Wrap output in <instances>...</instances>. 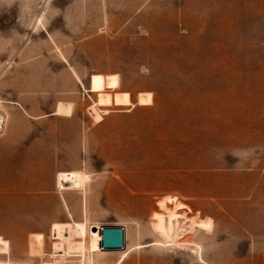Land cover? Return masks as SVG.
Wrapping results in <instances>:
<instances>
[{
  "label": "rangeland",
  "instance_id": "obj_1",
  "mask_svg": "<svg viewBox=\"0 0 264 264\" xmlns=\"http://www.w3.org/2000/svg\"><path fill=\"white\" fill-rule=\"evenodd\" d=\"M0 114V264H264V0H0ZM72 221L126 246L58 255Z\"/></svg>",
  "mask_w": 264,
  "mask_h": 264
},
{
  "label": "bare ground",
  "instance_id": "obj_2",
  "mask_svg": "<svg viewBox=\"0 0 264 264\" xmlns=\"http://www.w3.org/2000/svg\"><path fill=\"white\" fill-rule=\"evenodd\" d=\"M6 120L5 115L0 114V129L3 128ZM85 172L83 170L61 171L57 174L59 187L64 190L82 188L84 184ZM171 204V206H169ZM178 209L175 205L173 196L166 197L165 208L155 216V225L159 234L168 242L182 245L191 241L190 235L195 229L196 219L191 217L186 230L190 235H184L180 239V235L184 230L182 223L177 220ZM197 227V226H196ZM52 233L55 237L54 251L60 252L58 255L65 256L71 252H78L83 257H86L87 252L108 251L101 247L102 234L101 226L98 224L89 225L83 221L72 222H54L52 224ZM89 235V238H87ZM29 250L32 256H40L44 254V235L42 233H35L30 235ZM77 238V239H74ZM126 246V244H125ZM183 246V245H182ZM125 248V247H124ZM122 248V249H124ZM120 249V250H122ZM118 251V250H110ZM56 255V254H54ZM86 264L85 261H82ZM93 264V263H92Z\"/></svg>",
  "mask_w": 264,
  "mask_h": 264
},
{
  "label": "water",
  "instance_id": "obj_3",
  "mask_svg": "<svg viewBox=\"0 0 264 264\" xmlns=\"http://www.w3.org/2000/svg\"><path fill=\"white\" fill-rule=\"evenodd\" d=\"M101 247L104 250H120L125 247L126 230L124 226H102Z\"/></svg>",
  "mask_w": 264,
  "mask_h": 264
}]
</instances>
